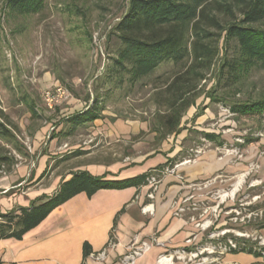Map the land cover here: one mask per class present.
Here are the masks:
<instances>
[{"label": "rangeland", "instance_id": "1", "mask_svg": "<svg viewBox=\"0 0 264 264\" xmlns=\"http://www.w3.org/2000/svg\"><path fill=\"white\" fill-rule=\"evenodd\" d=\"M127 6L128 0H41L34 12L20 15L10 9L9 0H0V110L16 138L11 143L0 140V153L14 158L11 171L19 166L29 169L27 182L51 141L67 153L89 147L97 152L96 157L126 166L143 156L160 155L166 160L164 170L209 155L218 166L201 181L208 184L205 189L199 188L200 182L189 188L177 172L181 164L174 175L160 177L161 182L175 176L190 189L191 194L179 198L189 199L182 203L181 216L200 228L207 226L213 245L194 261L217 264L218 255L209 247L228 239L264 247V114L243 116L231 111L239 103L264 98V68L257 65L237 81L219 80L218 61L233 58L234 46L228 53L220 50L214 71L181 119L180 131L159 143L160 134L151 131L156 125L155 88L162 87L177 67L162 64L131 85L127 74L113 66L120 47L113 28ZM56 86L64 88L69 97L49 108L43 96ZM95 104L101 119L78 127L68 123L69 117ZM119 130L121 136L115 140L104 136L120 134ZM203 134L213 135L220 144L205 140ZM53 158L46 173L55 166ZM6 171L7 167H0V176ZM43 176L46 180L48 174L40 179ZM239 181L241 185L231 196ZM16 185L12 192L18 190Z\"/></svg>", "mask_w": 264, "mask_h": 264}, {"label": "trees", "instance_id": "2", "mask_svg": "<svg viewBox=\"0 0 264 264\" xmlns=\"http://www.w3.org/2000/svg\"><path fill=\"white\" fill-rule=\"evenodd\" d=\"M39 3L41 0H9L10 9L20 15L34 12ZM113 34L120 44L113 66L127 74L131 85L150 76L162 64L177 67L162 87L155 88L156 125L151 131L160 134V139L156 138L159 143L180 131L181 119L202 92L201 84L214 71L220 50L228 53L231 44L234 46L233 58L218 61L219 80L225 77L237 81L257 65L264 68V0H128L127 11L114 26ZM231 111L262 116L264 98L239 103ZM99 119L100 110L95 104L67 120L72 127H78ZM9 124L0 110V140L6 143L16 140L6 127ZM203 137L219 143L211 134ZM14 163L13 157L0 153V167H7V173ZM164 167L124 181H105L87 172L76 173L51 197L0 215V239L21 240L54 209L80 193L91 198L99 190L145 186L147 178ZM236 241L248 249L231 254L246 253L256 259L264 254V247L257 249L256 243ZM90 253L91 248L84 244L83 261Z\"/></svg>", "mask_w": 264, "mask_h": 264}, {"label": "crops", "instance_id": "3", "mask_svg": "<svg viewBox=\"0 0 264 264\" xmlns=\"http://www.w3.org/2000/svg\"><path fill=\"white\" fill-rule=\"evenodd\" d=\"M121 132L119 130L120 134L115 131L104 136L115 140L121 136ZM46 146L47 151L39 156L29 182V169L25 166L16 167V170L0 176V215L29 208L37 200L51 197L62 183L79 172H87L105 181H124L166 162L160 155L151 158L143 156L133 166H126L96 157L97 152L89 147H76L67 153L54 141ZM53 156L55 166L46 173L51 169ZM68 162L71 166L66 165ZM217 166L212 157L204 155L192 164L181 166L177 172L183 174L185 183L190 185L205 181ZM43 173L48 174L46 180L44 176L40 179ZM15 184L18 190L12 192ZM48 189H51L50 193ZM148 192L149 187L145 185L122 190H99L91 198L80 193L54 209L21 240L0 239V264H120L121 257L134 239L150 238L156 239L157 245L139 258L136 264H159L157 261L162 255L174 256L182 251L213 245L209 233L197 228L186 215H173L172 204L191 194L190 189L175 176L164 177L158 185L151 216L141 212L142 206L149 203ZM200 194L202 191L196 192V195ZM112 233L114 247L108 251L104 262L83 261L84 244L89 245L92 253H98L106 246ZM188 239H193L192 244L186 243ZM240 256L250 260L239 261ZM257 261L252 255L238 253L222 256L217 264H254ZM172 264L184 262L174 257Z\"/></svg>", "mask_w": 264, "mask_h": 264}, {"label": "built area", "instance_id": "4", "mask_svg": "<svg viewBox=\"0 0 264 264\" xmlns=\"http://www.w3.org/2000/svg\"><path fill=\"white\" fill-rule=\"evenodd\" d=\"M68 97L69 95L64 88H62L61 86H56L53 90L46 92L43 96V99L45 103L47 104V106L49 108H52L53 106H56L60 104L61 102H63L64 100H66ZM195 154L198 155L200 154V152H196ZM192 162H194L193 158L189 160H185L183 163H179L178 165H175L172 168H169L167 170L163 169L161 171L155 172L147 178L146 186L149 187V193L147 194V199L149 200V203L142 206L141 208L142 214L150 215V216L153 215L154 209H153L152 202L155 198V193L157 191V185L160 182L161 174L162 175L163 174L174 175L175 169L178 168L180 164L186 165ZM197 185L199 186V188L201 187L205 189L207 188L208 184L205 182L203 183L200 182ZM188 186L189 188H193L195 185L192 183ZM187 201H189V199L180 200V202L176 201L177 203L174 204V209H173L175 216H181V214L184 212L182 203L185 204ZM177 207H180V208H177ZM196 227L201 230H205L207 228L205 224L202 225L201 228L198 224ZM234 240L228 239L225 243H221V244L209 247L211 248V250H214L216 255L219 256V257L217 256V258L215 259L217 262H218V259H220L222 256L226 254H231L233 252H239V251L248 249L246 245L242 243H238L236 240L235 241ZM192 242H193V239H188L186 241L187 244H192ZM154 245H157V241L154 238L142 239V240L134 239L130 243V245L127 247V251L125 252V254L121 257L120 264H136L137 260L141 258L144 254L149 252ZM113 247H114V239H113V233H112L106 246L98 253H90L87 259H90L97 263H102L105 261L108 255V251L112 249ZM259 248H263V247H258L257 249ZM204 250H207V247H203V248L196 249L194 251H188V252L182 251L180 253H177L174 256L173 255L172 256L162 255L159 257L157 263L172 264L173 259L175 257L177 259H181L184 262V264H207L206 260L194 261L196 258L199 257L200 254L203 253ZM254 250H256L255 247H254ZM254 264H264V254L262 255V257L258 258V261Z\"/></svg>", "mask_w": 264, "mask_h": 264}, {"label": "bare ground", "instance_id": "5", "mask_svg": "<svg viewBox=\"0 0 264 264\" xmlns=\"http://www.w3.org/2000/svg\"><path fill=\"white\" fill-rule=\"evenodd\" d=\"M240 183H241V181L238 182V184L236 185L235 189L231 192V194H230L231 196H233L234 193L238 190L239 185H241Z\"/></svg>", "mask_w": 264, "mask_h": 264}]
</instances>
